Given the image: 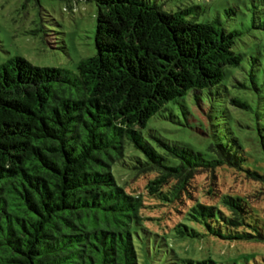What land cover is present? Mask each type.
Masks as SVG:
<instances>
[{"label":"trees","instance_id":"obj_1","mask_svg":"<svg viewBox=\"0 0 264 264\" xmlns=\"http://www.w3.org/2000/svg\"><path fill=\"white\" fill-rule=\"evenodd\" d=\"M94 1L96 53L76 71L19 55L0 64V264H140V252L164 264L245 263L248 254L198 257L174 246L204 237L198 224L222 239L259 240L244 197L197 200L160 233L145 226L122 172L156 171L146 187L167 201L199 167L229 165L264 181V7L209 16L198 5ZM188 96L218 122L204 149L146 131ZM231 108L253 113L239 124L246 136L217 126Z\"/></svg>","mask_w":264,"mask_h":264},{"label":"rangeland","instance_id":"obj_2","mask_svg":"<svg viewBox=\"0 0 264 264\" xmlns=\"http://www.w3.org/2000/svg\"><path fill=\"white\" fill-rule=\"evenodd\" d=\"M158 1L168 11L198 5L204 10L203 15L209 16L217 10L223 12L232 4L243 7L245 4L253 6L256 2L264 7V0ZM96 13L94 0H0V64L9 57L19 55L37 66L64 67L76 71L82 58L96 53ZM255 99L256 103L257 97ZM184 103L186 107L179 103L170 104L158 112L147 121L146 131L155 129L164 136L204 149L209 137L214 136L218 122L215 116L209 118L206 115L203 110L206 103L197 104L189 96ZM231 109L232 112L225 115L217 126L229 124L234 130L238 127L241 135L246 136L248 131L239 124H245L253 113L246 109ZM260 124L264 126V118H260ZM122 173L126 190L142 199L141 214L145 217V226L160 233H166L182 220L185 211L197 200L215 204L224 193L244 197L249 211L248 221L260 231L259 240L222 239L198 224L195 226L204 237L193 242H175L174 246L181 254L194 250L198 257L212 254L217 259H224L248 254L249 260L245 263L240 261L239 264H264V181L252 174L251 170L229 165L199 167L173 201L164 200L160 194L148 191L146 185L156 177V171ZM164 190L167 192L168 188ZM241 229L249 230L245 226ZM140 253V264H164L163 257L157 260L154 252Z\"/></svg>","mask_w":264,"mask_h":264}]
</instances>
